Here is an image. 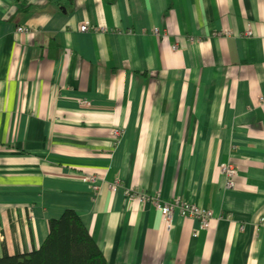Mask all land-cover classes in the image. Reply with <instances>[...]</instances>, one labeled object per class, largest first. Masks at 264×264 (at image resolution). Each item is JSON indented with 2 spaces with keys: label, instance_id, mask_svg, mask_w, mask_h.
I'll list each match as a JSON object with an SVG mask.
<instances>
[{
  "label": "crops",
  "instance_id": "0c3cea01",
  "mask_svg": "<svg viewBox=\"0 0 264 264\" xmlns=\"http://www.w3.org/2000/svg\"><path fill=\"white\" fill-rule=\"evenodd\" d=\"M66 209L107 264H264V0H0V257Z\"/></svg>",
  "mask_w": 264,
  "mask_h": 264
},
{
  "label": "trees",
  "instance_id": "16d2710c",
  "mask_svg": "<svg viewBox=\"0 0 264 264\" xmlns=\"http://www.w3.org/2000/svg\"><path fill=\"white\" fill-rule=\"evenodd\" d=\"M0 264H107L96 240L74 209L49 220L42 245L29 253H5Z\"/></svg>",
  "mask_w": 264,
  "mask_h": 264
},
{
  "label": "built area",
  "instance_id": "2783aa9c",
  "mask_svg": "<svg viewBox=\"0 0 264 264\" xmlns=\"http://www.w3.org/2000/svg\"><path fill=\"white\" fill-rule=\"evenodd\" d=\"M81 29L83 31H86L88 28L86 25H83L81 27ZM18 31L20 32H24V33H29L30 29L25 28V27H19ZM156 33L160 34L161 30H159L158 28H156ZM227 34H232V31L227 32ZM176 49V45L174 46ZM173 47V48H174ZM117 135H120V132H116ZM221 172L225 174L226 178H227V186L230 188H233L235 185V181L233 180V178L237 177L238 173H237V169L236 166L234 164H224L223 166H221ZM116 188V187H115ZM181 200H173L171 202L165 201L163 203L164 205V218H165V222L167 224H170V219L172 218V215L169 214V210L174 213L177 211V207L176 204H179ZM160 202L159 199H154L153 203H157ZM173 210V211H172ZM179 210H182L181 215L185 216V217H190V218H195L198 222L199 225V230H208L209 226H210V221L211 218L214 215L213 210L202 207L198 204H186L184 203L183 205H181V208ZM261 221H264V218H261ZM196 235V233H195Z\"/></svg>",
  "mask_w": 264,
  "mask_h": 264
},
{
  "label": "rangeland",
  "instance_id": "374dc122",
  "mask_svg": "<svg viewBox=\"0 0 264 264\" xmlns=\"http://www.w3.org/2000/svg\"><path fill=\"white\" fill-rule=\"evenodd\" d=\"M87 28H88L87 30H89V27H88V26H87ZM155 30H156V29H155ZM239 35H241V36H251V35H253V31H252L251 28H248L247 30H245V32H243V33H239ZM84 102H85V101H84ZM116 132H119V131H118L117 129H115V131H114V134H115V135H117ZM117 136L121 137V133H120V135H117ZM229 163H230V162H222V163L220 164L219 169H220L221 166H223L224 164H229ZM220 171H221V169H220ZM221 173H222V172H221ZM222 174L225 175L224 173H222ZM82 180H83L84 183H87V184L91 187V189L93 190V192H94L95 194H99V192H100V187H99V185L97 184L98 177H97L96 175H93V174H84V175L82 176ZM233 180L235 181V185H234L233 188H235V186H236V182H237V177L233 178ZM122 185H123L122 182H120V181L118 180V181L115 182L114 185H112L111 187H112V190L115 191V190H117V188L119 189ZM115 187H116V188H115ZM226 188H228V189H233V188H230V187L227 186V178H226ZM127 192H128V194H129L130 196H136V195H138L140 199L145 200V201L151 203L155 208H157V209L159 210V212H160V214H161L163 220L165 221V218H164V215H165L164 211H165V210H164V205H163V203H164L165 201L162 200L159 196H152V195H150V194H146L145 192H142L141 194H137V193H135V192H130L129 190H127ZM154 199H159L160 202L153 203V200H154ZM173 200H181V201H180L179 204H176V207L178 208L176 212L172 213L170 210L168 211L169 214L172 215V218H171L170 221H169L170 224H167V223L165 222L166 225H168V226H171L172 221L174 220V217H175L176 214H179L180 216H182V215H181L182 210H179V209L181 208V205H183L184 203H186V204H190V203H192V202L184 201V200H182L181 198H178V197H177V198H174ZM173 200H171V201H173ZM171 201H168V202H171ZM193 204H196V203H193ZM172 211H173V210H172ZM213 216H214V215H213ZM182 217H185V216H182ZM212 218H213V217H212ZM212 218H211V219H212ZM193 219L196 220L195 218H193ZM196 221H197V220H196Z\"/></svg>",
  "mask_w": 264,
  "mask_h": 264
},
{
  "label": "bare ground",
  "instance_id": "6f19581e",
  "mask_svg": "<svg viewBox=\"0 0 264 264\" xmlns=\"http://www.w3.org/2000/svg\"><path fill=\"white\" fill-rule=\"evenodd\" d=\"M118 131L122 134V132L120 130H118Z\"/></svg>",
  "mask_w": 264,
  "mask_h": 264
}]
</instances>
